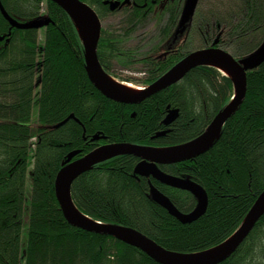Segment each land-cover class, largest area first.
I'll use <instances>...</instances> for the list:
<instances>
[{
  "label": "trees",
  "instance_id": "16d2710c",
  "mask_svg": "<svg viewBox=\"0 0 264 264\" xmlns=\"http://www.w3.org/2000/svg\"><path fill=\"white\" fill-rule=\"evenodd\" d=\"M83 1L102 20L124 14L121 29L103 28L98 46L100 62L112 76L121 77L117 63L129 67L138 62L146 76L121 80L149 85L189 52L180 48L176 53L173 46L169 57H158L178 26L185 0H130L133 6L115 11L105 0ZM229 1L215 2L205 12L198 26L200 48L219 38L218 46L240 60L264 42V0ZM0 3L19 22L52 19L41 29H19L0 10V264H161L115 237L72 226L55 194L56 176L73 150H80L79 157L105 143L171 146L199 136L231 101L232 79L215 67L200 66L141 103H119L90 81L84 46L63 8L46 0L43 14V0ZM150 20L157 23L154 45L145 53L125 49L124 41ZM247 82L245 101L208 151L160 165L206 190L208 208L197 220L182 223L159 205L151 183L183 212L193 211L198 200L189 191L138 176L140 158L130 154L98 163L74 181L77 208L93 220L135 228L171 251L200 252L225 241L264 190V63L248 72ZM169 107L178 109L179 116L167 126ZM70 115L76 119L56 127ZM161 131L167 132L156 136ZM96 133L105 138L92 141ZM218 264H264V215Z\"/></svg>",
  "mask_w": 264,
  "mask_h": 264
},
{
  "label": "water",
  "instance_id": "95a60500",
  "mask_svg": "<svg viewBox=\"0 0 264 264\" xmlns=\"http://www.w3.org/2000/svg\"><path fill=\"white\" fill-rule=\"evenodd\" d=\"M50 1L57 3L71 17L84 46L85 67L88 77L95 87L109 99L125 104L141 103L148 97L178 83L193 68L200 66L215 67L226 76H229L234 83V95L231 101L215 116L199 136L187 142L171 146L105 143L78 158L75 157L80 154V150L69 152L65 164L58 172L55 180V194L65 219L74 227L112 236L135 246L161 264H218L226 260L244 242L259 219L264 215V190L249 210L241 225L229 238L208 250L181 253L166 249L135 228L93 220L81 212L75 205L72 198V185L81 174L98 163L120 155H134L140 158V162L135 167V172L138 176L152 177L162 184L189 191L197 198L198 204L193 211L183 212L153 183L150 184L152 198L182 223H191L197 220L208 208L209 196L206 190L191 178L166 173L161 169L160 165L187 161L205 153L211 148L219 138L227 120L237 113L245 101L248 90V72L264 63V42L252 54L239 60L229 51L219 47L218 43L220 40L216 38L212 45L187 53L151 84L141 85L143 87L141 91L132 92L123 85L130 81L119 80L115 76L110 75L100 62L98 46L103 26L102 19L95 8L83 0ZM199 1L185 0L175 35L171 39H176L178 35L189 31V22ZM104 3L108 4L110 9L114 11L125 4H129L130 0H124L123 2L120 0H105ZM0 10L11 26L19 29H41L48 26L52 21L51 18L43 16L32 21L19 22L7 13L1 3ZM169 45L171 44L168 41ZM115 79L121 81L122 86ZM178 116V110H170L164 119V124L170 125ZM69 119L76 118L74 115H70L66 120L56 125V127L64 125ZM166 132L161 131L156 136L165 135ZM102 138H105V136L96 133L91 139L92 141H97Z\"/></svg>",
  "mask_w": 264,
  "mask_h": 264
},
{
  "label": "rangeland",
  "instance_id": "374dc122",
  "mask_svg": "<svg viewBox=\"0 0 264 264\" xmlns=\"http://www.w3.org/2000/svg\"><path fill=\"white\" fill-rule=\"evenodd\" d=\"M218 1H224L225 3L230 2L229 0H200L199 1V4L191 18V21L189 22V33H188L187 38L185 39L184 46L183 47L181 46L182 48L180 47L183 51H193V50L199 49L203 45L202 36L200 33H198V26L203 25L202 22L205 17V12L207 10H212L213 9L212 7L216 5L215 2L218 3ZM45 7H46V0H43L42 9H41L43 14L46 12ZM123 20H124V14L122 12H118L116 14H111L105 20H102V26L105 29L107 28H110L112 30L121 29ZM156 24L157 23L155 20H150L144 27L142 26L139 28V30L135 33L134 37L126 39L124 41L123 47L125 49L136 48L139 51V53H145L146 51H148L154 45V42H155V40H152V39H153V35L155 32L154 25ZM39 33L41 34L43 33V31H40ZM40 39H42V34L40 36ZM114 68L117 74L121 76L120 78L116 77V78H119V80L125 77H129L132 79H142L143 77L146 76L145 67L143 66V64L138 63V62L129 67H123L119 65V63H117ZM124 81H127V80H124Z\"/></svg>",
  "mask_w": 264,
  "mask_h": 264
},
{
  "label": "flooded vegetation",
  "instance_id": "af4514ba",
  "mask_svg": "<svg viewBox=\"0 0 264 264\" xmlns=\"http://www.w3.org/2000/svg\"><path fill=\"white\" fill-rule=\"evenodd\" d=\"M135 3H133V1L131 2V3H129V4H125L124 6H122L121 8H123V7H126V5H128V6H133ZM106 5H108V4H106ZM108 7L110 8V6L108 5ZM120 8V9H121ZM117 9H119V8H117ZM115 11V10H114ZM176 29L177 28H175V29H173L172 30V32H171V36H173V35H175V32H176ZM188 33H189V31H186V32H184L182 35H178V37H176V39L175 38H173V39H171V37H170V39H166L167 40V42L169 41L170 42V44L171 45H169V46H165L163 49L162 48H160V50L158 51L159 53H158V57L160 58V59H162V60H164V59H166L167 57H169V55L170 54H172L173 52V49H172V47L174 46L175 48V51H176V53L177 52H179V51H182L181 49H180V47L182 46H184V43H185V39L187 38V36H188ZM0 40L3 42L4 41V38L2 37V38H0ZM172 41V42H171ZM181 47V48H182ZM180 49V50H179ZM190 52V51H189ZM188 52V53H189ZM169 110H172V108H170L169 107ZM168 113H169V111H168ZM103 139V138H102ZM92 140V139H91ZM97 141H99V140H97ZM80 157V156H79ZM75 158H78L77 156L75 157Z\"/></svg>",
  "mask_w": 264,
  "mask_h": 264
},
{
  "label": "bare ground",
  "instance_id": "6f19581e",
  "mask_svg": "<svg viewBox=\"0 0 264 264\" xmlns=\"http://www.w3.org/2000/svg\"><path fill=\"white\" fill-rule=\"evenodd\" d=\"M6 33V32H5ZM21 33V32H20ZM2 34V33H1ZM85 60V59H84ZM104 67V66H103ZM222 70H224V71H226V72H228L227 70H225V69H222ZM87 71V70H86ZM119 79V78H118ZM114 81V80H113ZM115 81L117 82V83H119V84H121V81H119V80H117V79H115ZM114 81V82H115ZM124 85V87H126L127 89H129L130 91H132V92H139V91H141L142 89H143V87L141 86V85H137V84H134V83H130V82H126V83H124L123 84ZM121 86H122V84H121ZM172 110H178V109H172ZM170 111V110H169ZM179 111V110H178ZM161 137V136H160ZM59 172V171H58ZM147 178H150V177H147ZM197 204H198V202H197ZM197 206V205H196ZM196 208V207H195ZM135 247V246H134Z\"/></svg>",
  "mask_w": 264,
  "mask_h": 264
}]
</instances>
